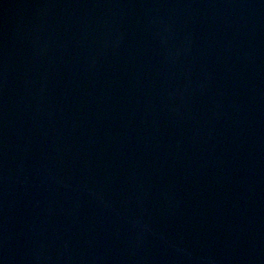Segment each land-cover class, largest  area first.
<instances>
[{
    "label": "water",
    "instance_id": "water-1",
    "mask_svg": "<svg viewBox=\"0 0 264 264\" xmlns=\"http://www.w3.org/2000/svg\"><path fill=\"white\" fill-rule=\"evenodd\" d=\"M0 264H264V0H0Z\"/></svg>",
    "mask_w": 264,
    "mask_h": 264
}]
</instances>
